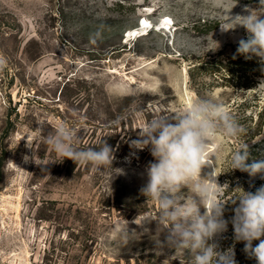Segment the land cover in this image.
<instances>
[{"label":"rangeland","instance_id":"rangeland-1","mask_svg":"<svg viewBox=\"0 0 264 264\" xmlns=\"http://www.w3.org/2000/svg\"><path fill=\"white\" fill-rule=\"evenodd\" d=\"M258 4L239 0L230 15ZM228 19L213 0H0V264H190L187 251L158 249L156 221L132 223L158 207L140 192L150 146L129 145L146 121L198 97L223 104L242 129L209 147L224 185L218 199L264 186V173L251 177L227 162L244 145L248 163L264 159L255 117L264 99L247 92L264 77L242 73L237 48L248 34L221 31L234 27ZM62 123L77 148L106 140L113 168L61 162L45 137ZM226 206L232 218L234 205Z\"/></svg>","mask_w":264,"mask_h":264},{"label":"clouds","instance_id":"clouds-1","mask_svg":"<svg viewBox=\"0 0 264 264\" xmlns=\"http://www.w3.org/2000/svg\"><path fill=\"white\" fill-rule=\"evenodd\" d=\"M238 2L213 0L216 7L226 9L227 23L234 25L231 28L220 25L221 31L236 26L245 28L248 36L239 41L237 54L245 59L257 58L264 65V0H259L256 7L245 6L247 15H230ZM250 91L264 99V79L247 92ZM138 130V138L131 141L130 148L143 150L150 146L154 158L146 167L147 183L140 192L155 201L158 211L154 216L143 218L140 213L132 223L142 226L156 221L153 239L158 249L166 244L176 252L187 251L192 257L190 264H237L234 247L222 250L218 241L231 223L234 240L244 242V252L255 258L257 264H264V186L255 192L236 187L240 194L224 202L218 199L224 185L218 181L220 174L216 173L214 160L209 162L208 158L209 147L218 137L236 138L242 131L228 109L221 103L198 97L171 116L153 117ZM45 139L61 162L67 158L100 170L112 167L116 159L115 150L106 140L99 148H77L74 130L66 123L60 124ZM26 146L33 148L28 139ZM29 159L33 157H24L25 162ZM249 159L250 152L244 145L233 151L227 162L231 170L247 172L251 177L264 173V159L248 163ZM206 167L212 171L202 175ZM116 170V174H123V169ZM185 190L191 194L186 195ZM229 202L234 205L230 221L224 217L225 205ZM162 233L164 241L160 240ZM254 241L259 243L253 246Z\"/></svg>","mask_w":264,"mask_h":264},{"label":"trees","instance_id":"trees-1","mask_svg":"<svg viewBox=\"0 0 264 264\" xmlns=\"http://www.w3.org/2000/svg\"><path fill=\"white\" fill-rule=\"evenodd\" d=\"M256 61H257V58L245 59V57L243 58L241 56L238 62L242 70V73H246L247 71H250L252 72V75L254 76L264 77V65H262L259 61H257L256 63ZM230 72L231 71L227 73V78L229 79L238 78L233 73L230 74ZM224 78H226V76ZM241 87L244 89H248V88H251V85L249 83H244L243 85H241ZM255 117H256V122L258 121L257 125L261 127L262 130H264V106H261V108L256 113ZM227 192L228 191H225L226 195H228ZM226 207L227 206L225 205V208ZM224 215H225L226 220H229V221L231 220V218H227L228 214L226 213V210H225ZM220 243L221 245L224 246V250L234 247L235 259L237 261V264H257V261L255 260V258H250L244 252V242H236L234 240L233 228H232L231 223L228 224V231L226 235L222 238ZM258 243L259 241H254L253 246H255Z\"/></svg>","mask_w":264,"mask_h":264},{"label":"bare ground","instance_id":"bare-ground-1","mask_svg":"<svg viewBox=\"0 0 264 264\" xmlns=\"http://www.w3.org/2000/svg\"><path fill=\"white\" fill-rule=\"evenodd\" d=\"M145 22H146V19H144L143 20V24H141V25H143L142 28H141V30H144L145 29V26H144L146 24ZM160 27H165V24H160ZM141 30H139V31H141Z\"/></svg>","mask_w":264,"mask_h":264}]
</instances>
